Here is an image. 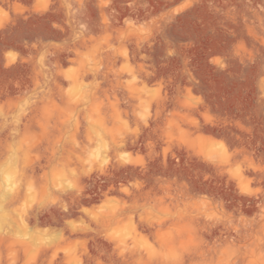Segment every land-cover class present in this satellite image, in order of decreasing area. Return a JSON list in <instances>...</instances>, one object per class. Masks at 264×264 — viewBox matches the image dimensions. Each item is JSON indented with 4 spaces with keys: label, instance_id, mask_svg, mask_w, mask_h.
<instances>
[{
    "label": "rangeland",
    "instance_id": "rangeland-1",
    "mask_svg": "<svg viewBox=\"0 0 264 264\" xmlns=\"http://www.w3.org/2000/svg\"><path fill=\"white\" fill-rule=\"evenodd\" d=\"M0 264H264V0H0Z\"/></svg>",
    "mask_w": 264,
    "mask_h": 264
}]
</instances>
